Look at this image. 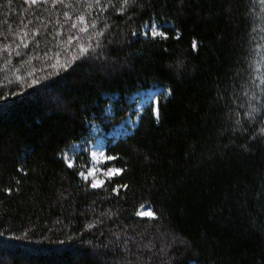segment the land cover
Here are the masks:
<instances>
[{
    "label": "trees",
    "instance_id": "16d2710c",
    "mask_svg": "<svg viewBox=\"0 0 264 264\" xmlns=\"http://www.w3.org/2000/svg\"><path fill=\"white\" fill-rule=\"evenodd\" d=\"M253 82L260 0H0V264H264V139L233 131L264 109L249 122L231 103ZM153 86L167 94L136 111ZM128 117L101 164L126 174L93 189L92 129Z\"/></svg>",
    "mask_w": 264,
    "mask_h": 264
},
{
    "label": "snow or ice",
    "instance_id": "6c2138e0",
    "mask_svg": "<svg viewBox=\"0 0 264 264\" xmlns=\"http://www.w3.org/2000/svg\"><path fill=\"white\" fill-rule=\"evenodd\" d=\"M37 2V0H31L32 4H35ZM56 0H53V3H55ZM60 2L62 3L63 0H60ZM97 3H99V0H96ZM124 4L128 3V0H123ZM260 3L262 6H264V0H260ZM109 4H110V0H109ZM65 15H67V13H65ZM81 20H83V17H81ZM148 27L151 29L150 33L145 32L144 35H151L152 37H162V38H167V33L165 31H162L158 28V25L152 23L149 24ZM132 36H136L138 35L137 31L133 30L131 33ZM179 35V34H178ZM71 39V37H70ZM191 47L193 50H196L198 45H197V41L195 39L192 40L191 42ZM81 51H84V49L82 48ZM64 67H67V65H65ZM170 68L174 69L177 74H180L185 68L186 65L184 64L183 61H177L174 65H170ZM36 81H33V83H35ZM252 87L254 88H259L260 89V94L256 95L253 94L248 100H247V104H245V102L243 101V98L239 95L236 94L234 95V98L232 99L231 103L233 105H237L240 109H244L245 107L247 108V110L244 112V115L246 117H248L249 122H251L252 120L255 119V114L260 112L261 109H264V83L262 84H255V82H253ZM169 94L171 93V89L168 90ZM248 93V89L245 88L244 90V94L247 95ZM13 95H15V93H13ZM4 99L3 97H0V100ZM257 102H259V107H257ZM152 114L154 117H156L157 121H159L161 113H160V109L159 107H153L152 108ZM235 115L238 117L239 116V112H235ZM254 129V130H253ZM253 129H244L242 122L240 119H236L235 120V127L233 128V131H237V130H241L243 132H248V131H252V135L249 137L250 140L256 141V140H261L264 139V122L261 123V126L259 128H256L255 125H253ZM94 158L97 156V153L93 152L91 154ZM99 156L102 157V159L105 162H114L118 159L117 156L115 155H107L105 153H99ZM68 167L72 168L74 167L73 163L71 161H68ZM97 169L96 168H89L86 172L85 171H81L79 172V175L81 177H83L85 180H88L89 177H91V182H90V186L93 189L99 188L104 184V180L97 178ZM127 169L125 167H107L104 170V176H106L109 180H112L113 178H120L123 179L124 175L126 174ZM19 183V182H17ZM129 187L128 184H117L115 185V187L112 188L113 192H116L117 194H119V190L121 188L123 189H127ZM4 192L7 193H11L12 189L10 187H6L3 189ZM139 215H154V213L152 212H141L138 213ZM0 236H3V233H0ZM14 238H19V237H14Z\"/></svg>",
    "mask_w": 264,
    "mask_h": 264
},
{
    "label": "rangeland",
    "instance_id": "374dc122",
    "mask_svg": "<svg viewBox=\"0 0 264 264\" xmlns=\"http://www.w3.org/2000/svg\"><path fill=\"white\" fill-rule=\"evenodd\" d=\"M158 28H160L158 26ZM147 29V28H146ZM167 91L162 86H153L148 89L142 90L139 93L132 96V100H135L134 109L140 112L145 106L150 103H156L157 99L160 96L166 95ZM124 123L117 125L113 130L109 133H104L100 131L98 126H94L92 129L93 139L88 142L87 149L90 155V162L87 167L89 168H96L98 171L96 173L97 178L104 180V169L101 167V164L104 162L102 157L99 156V153H105V145L107 138L117 139L119 137H124L125 135L131 133L132 129L135 127L137 122V117L131 119L126 118ZM76 148H79V145H76ZM95 152L97 156L94 158L91 154ZM88 179L91 180V177ZM141 212H151L147 206H143L140 208L139 213ZM141 216H148V215H141Z\"/></svg>",
    "mask_w": 264,
    "mask_h": 264
}]
</instances>
